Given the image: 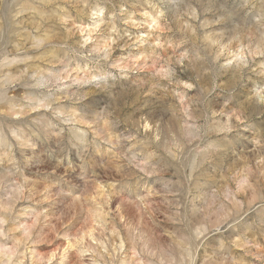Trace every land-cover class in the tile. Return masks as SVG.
Returning <instances> with one entry per match:
<instances>
[{
  "label": "rangeland",
  "instance_id": "rangeland-1",
  "mask_svg": "<svg viewBox=\"0 0 264 264\" xmlns=\"http://www.w3.org/2000/svg\"><path fill=\"white\" fill-rule=\"evenodd\" d=\"M0 264H264V0H0Z\"/></svg>",
  "mask_w": 264,
  "mask_h": 264
}]
</instances>
